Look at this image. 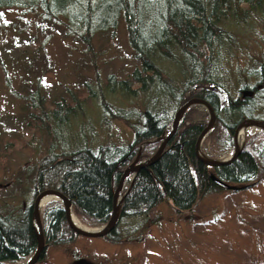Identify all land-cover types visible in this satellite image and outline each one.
I'll use <instances>...</instances> for the list:
<instances>
[{"label": "trees", "instance_id": "obj_1", "mask_svg": "<svg viewBox=\"0 0 264 264\" xmlns=\"http://www.w3.org/2000/svg\"><path fill=\"white\" fill-rule=\"evenodd\" d=\"M263 5L264 0H0V30L24 31L31 23V15L40 22L61 21L67 33L68 23L74 22L82 29L83 43L89 46L93 36L111 38L123 23L140 64L119 81L121 91L135 95L153 88L167 96L165 102L162 96H156L153 106H146L137 121L138 126L132 129L133 138L126 143H107L96 149L80 148L42 158L33 179V199L18 207L11 206L5 212L0 209V264H15L35 251L33 202L44 189H57L67 196L72 211L83 223L90 227L104 225L111 216L118 180L135 159L140 145L166 133L175 111L192 97L208 101L217 116L215 126L204 138L209 149H204L203 153L215 158L213 156L222 151L233 150L235 129L257 110L264 82L261 80L258 88L257 84L249 85V81L244 80L233 97L221 80L220 60L226 58V49L233 41L229 26L246 21ZM74 33L79 34H70ZM21 55L25 64L27 56ZM176 55L189 64L190 77L184 79L180 87L168 79L155 62L157 56L176 60ZM261 68L259 77L264 78L262 65ZM50 104L52 117L58 124L64 123L75 107L73 101L65 97L54 98ZM36 107L32 102L27 103V121L49 128ZM103 108L113 115L107 102L103 103ZM168 108H172V113ZM207 123L208 115L204 110L191 107L185 113L160 158L137 172L124 196L117 225L104 238L118 242L121 219L146 215L162 202L178 212H188L205 195L227 190L216 184L212 175L230 185L244 184L245 188L264 177L263 130L246 133L242 150L232 162L209 166L195 151L197 138ZM9 142L7 138L0 141V149H5ZM160 142L145 144L140 150V160L151 157ZM40 218L46 248L72 243L80 236L69 227L60 201L48 202Z\"/></svg>", "mask_w": 264, "mask_h": 264}, {"label": "rangeland", "instance_id": "obj_2", "mask_svg": "<svg viewBox=\"0 0 264 264\" xmlns=\"http://www.w3.org/2000/svg\"><path fill=\"white\" fill-rule=\"evenodd\" d=\"M29 18L24 31L0 30V141H10L0 149V209L4 212L33 199V179L44 156L130 141L142 111L163 93L153 88L135 95L121 91L119 81L140 64L123 23L111 38L93 36L86 46L82 29L74 22L68 23L67 33L61 21ZM229 30L233 41L226 58L220 60V76L234 97L244 80L258 88L264 82L259 77L261 65L264 68V5L246 21L232 23ZM21 54L27 56L25 64ZM176 57L157 56L155 62L180 87L190 77L189 64ZM261 90L250 118H264V87ZM61 97L72 100L75 107L58 124L50 101ZM29 102L37 105V113L45 117L49 128L27 121ZM104 102L113 115L105 112ZM191 107L206 111L199 105ZM168 111L172 113V108ZM262 130L251 127L246 133ZM201 149H209L204 140ZM231 151L213 157L225 160ZM128 185L129 180L124 190ZM234 186L238 188L205 195L188 212L162 202L146 215L125 217L119 222L118 242L79 236L72 243L47 246L44 258L35 264H264V177L252 187ZM95 227L100 225L91 226Z\"/></svg>", "mask_w": 264, "mask_h": 264}, {"label": "water", "instance_id": "obj_3", "mask_svg": "<svg viewBox=\"0 0 264 264\" xmlns=\"http://www.w3.org/2000/svg\"><path fill=\"white\" fill-rule=\"evenodd\" d=\"M193 105L202 106L203 108H205V110L208 113V123L205 126V128L201 131L200 135L197 138L196 144H195L196 155L206 165H209V166L225 165V164L232 162L239 155V153L242 150L243 142H244L245 134H246L245 132L242 142L239 143L237 140V135H238V130L240 127L244 126L245 130L251 127H257L259 129L264 130V120L246 118L242 122H240L235 129L234 149L231 155L225 160L207 157L206 155H204L201 149V145H202V141L204 140L205 136L213 129L216 123V120H217L216 113L213 107L211 106V104L205 99H202L199 97H192L188 99L185 103H183L175 111L173 115V119L170 122V128L166 133H164L162 136L158 138L147 140L140 145V150H141V148L145 144L149 142L161 140L160 146L158 147L157 151L151 157L145 160H140V150H139L135 159L122 172L118 180L116 189L114 191L113 200H112L111 216L104 225L100 227H95V228H91L85 225L83 228L76 227L72 223V220H71V213L73 211H72V204H71L70 199L57 189H44L40 191L34 198V202H33V224H34L35 233H36L37 245H36L35 251L22 264H35L41 259V257L44 254V251L46 249V243H45V238L43 234L40 213H41L42 207L51 200H59L62 203V206L65 211L67 223L69 227L72 229V231L76 233L77 235L84 236V237H105L107 234H109L117 225L124 196L130 190L137 172L139 171L140 168L152 165L160 158V156L165 151L168 140L176 132L186 111ZM211 178L213 179V181H215L216 184H218L220 187L224 189L236 190L238 188L234 185H230L224 181H221L220 179L216 178L214 175H212ZM127 180H129V185L126 188V190H124V185Z\"/></svg>", "mask_w": 264, "mask_h": 264}, {"label": "bare ground", "instance_id": "obj_4", "mask_svg": "<svg viewBox=\"0 0 264 264\" xmlns=\"http://www.w3.org/2000/svg\"><path fill=\"white\" fill-rule=\"evenodd\" d=\"M245 132H246V130H245L244 126L239 128L238 135H237V140H238L239 143L242 142V139H243V136H244ZM71 220H72V223L76 227H79V228H83L84 227V225L79 221V219L75 216V214L73 212L71 213Z\"/></svg>", "mask_w": 264, "mask_h": 264}]
</instances>
